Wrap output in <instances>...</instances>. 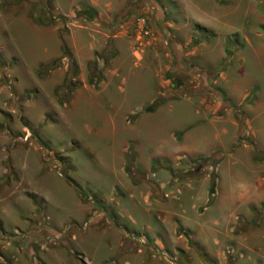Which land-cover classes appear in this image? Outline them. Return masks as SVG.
<instances>
[{"label":"rangeland","instance_id":"1","mask_svg":"<svg viewBox=\"0 0 264 264\" xmlns=\"http://www.w3.org/2000/svg\"><path fill=\"white\" fill-rule=\"evenodd\" d=\"M56 1L0 0V264H125L134 252L114 255L122 236L163 250L173 264H264V204L218 219L208 193L221 152H241L234 169L250 174L257 151L246 125L221 121L224 145L210 153L187 152L181 138L188 127L255 104L257 94L264 105V0H77L65 9ZM53 26L73 75L67 57L60 72L36 73L49 46L45 27ZM73 43L80 55L89 47L83 65ZM90 60L100 71L95 85L87 82ZM65 74L76 85L60 102L55 90ZM235 82L247 84L240 105L223 87ZM119 153L123 181L105 198L122 175L111 164ZM71 161L85 215L53 223L44 198L27 189L44 170L68 174ZM36 165L43 170L29 175ZM202 183L209 202L191 205L185 190L197 193ZM172 187L179 191L167 197ZM44 190L51 205L60 203L55 188ZM134 190L150 199L135 197L131 209ZM105 227L116 239L109 231L84 235Z\"/></svg>","mask_w":264,"mask_h":264},{"label":"crops","instance_id":"2","mask_svg":"<svg viewBox=\"0 0 264 264\" xmlns=\"http://www.w3.org/2000/svg\"><path fill=\"white\" fill-rule=\"evenodd\" d=\"M86 1L93 2V0H86ZM56 2L61 9H65L69 5L78 3L77 0H63L62 2L61 0H57ZM30 13H32L31 15H35L37 13V10L29 12V14ZM26 19H27L26 22L27 26H30L32 24V28L36 29L35 24L33 22L30 23L29 18ZM45 28L47 30L46 33H48L47 42L49 46L47 45L43 48V52H42L43 56H41L40 58V60L42 61L41 63L43 62L46 63L51 60H54L60 55L59 53L60 47L58 48L57 46L55 27L53 26V27H45ZM73 45L74 46L72 50L76 58V63L79 65H83V63H85L87 60L91 58L90 51H88L89 47H86V51L84 52V54L80 55L81 53L79 52V49L76 48L78 47L76 43H73ZM56 67L58 72H60L62 67L60 68L59 65H57ZM235 85H236L235 89H231L232 86L230 85V83H226L225 85H223V87L225 88V92L227 93V97L229 101L235 103L236 105H240L247 93L246 91L247 84H245V82L241 84H237L235 82ZM77 102H78L77 99H74L71 102V104H73V107ZM261 102H263V100L257 94V100L255 104L251 103V104L241 105L240 109H238L237 112H235L232 117L229 116L225 117L220 115L217 118L209 119L208 123H203L196 126L188 127V129L181 136L185 150L189 153L195 154V153H210L214 148L218 149L224 145L223 143L221 145V139H220L221 135L227 132L225 127L222 125L223 123L221 121L223 120L225 122H227V120L228 121L230 120L232 124L239 123L242 126L246 125V128L250 133L249 137L251 144L255 149V151H257V154L254 153L252 156V163H251L252 168L250 169V174H243L242 172H240L239 169H237V171L234 169L235 165H237L235 161L241 159L242 156L241 152H236V154H232V153L228 154L226 152H221L217 156V159H219V161L217 162L215 168L216 174H215V182L213 185V190H214L213 205L217 211L218 219L228 220L230 216L237 213V208H243V207L256 208L264 204V105L263 104L258 105L259 103L261 104ZM226 111H229V109ZM204 125L208 127L205 128L203 127ZM199 127L201 128L199 129ZM230 138L231 137H228L227 141H231L232 139ZM122 160L123 157L121 153H119L118 159L117 158L112 159V163H111L112 168L114 170L118 168V171L123 169ZM247 160L250 163L249 157H247ZM71 165H73L72 161L71 164L68 166L69 173L68 174L66 173V175H61L59 172L57 173V171L55 170L54 171L50 169L44 170V172H42V174H40L36 179L37 182L30 183L27 189L29 192H32L34 195L36 194L37 197L44 198L45 203L43 204V207L45 210L47 209L46 214L49 215L47 216V218L51 219L53 223L61 224L66 220H73L80 222L85 215L86 209L83 208L86 207L84 206L82 208L79 207L80 204H79V199L77 197V185L74 184L73 181L71 182L67 179V178L71 179L72 177V175L70 174L72 169L70 168ZM42 166L43 165H38L37 167L34 166L33 167L34 169H32L31 173L28 174L35 175V172L33 173V171L36 170L37 171L36 173L42 171L43 170ZM121 174L122 175H118L116 173L115 176L116 179L112 180V183L107 189L108 196H103V197L111 198L112 192L115 189V187L118 185L119 181H123L124 174L123 172H121ZM58 182H60V184ZM33 185L37 187L36 190H34V188L32 187ZM66 185H70L72 188H74L75 192H71V190L66 189ZM45 188H47L48 190L55 188L57 194L56 198L60 200L59 204L51 205L49 199L47 197H44L43 195ZM206 188L207 187L205 186V184L202 183L197 193L191 190L190 187L188 190H185V193L188 195V198L191 199V205H193L194 203L193 201H196V203H198L203 201L205 202L206 200H207L206 204H208L209 201L207 199ZM174 191L178 192L179 189L176 188L173 190V187L171 189H167L166 196L173 198ZM192 191L194 192V194ZM92 192L94 193L95 191L92 190ZM132 193H136L137 196H135ZM132 193L128 194V198L130 200V204H128V207H130L131 209L138 207L137 201L134 199L135 197L140 198V200L143 201L144 203L149 202L150 192H148V190L145 193L138 190H134V192ZM177 198L178 199L180 198V200L182 201L184 200V196H178ZM63 201H69V204L67 205L63 203ZM118 226H120V224ZM118 226L116 228L120 229V227ZM110 229L108 230L105 227L103 228V230L101 229L96 231H87L84 233V235L90 236L91 233H94L97 234L98 236H101V234L103 233L105 234L106 231H109L110 234L116 239L117 233H114L115 231H113L116 229L113 230ZM129 236L131 235L129 234ZM196 237L198 238V236ZM123 241L127 242V243L125 242L124 245L125 247H119L120 245H123L124 243ZM117 243L118 244L116 246V252L114 253V255H117V253L121 254L123 252H134L133 258L130 257L131 260L128 261L127 258L125 259V264H173V261H171L168 258V253L164 252L163 250H159L156 248L152 249L147 246H144L139 241L135 242L132 239L122 236V237H118Z\"/></svg>","mask_w":264,"mask_h":264},{"label":"trees","instance_id":"3","mask_svg":"<svg viewBox=\"0 0 264 264\" xmlns=\"http://www.w3.org/2000/svg\"><path fill=\"white\" fill-rule=\"evenodd\" d=\"M38 20H41L40 18H37ZM60 49H61V54L54 60H51L49 62H46L44 64H40L38 67V70L36 73L38 75H45L50 69L56 67L58 65V62L62 57H67L68 58V69L67 71L70 72L72 75L75 73L76 70V64L69 52L66 51L64 45L62 42H60ZM86 68L88 71V78L87 82L89 84L95 85L96 81L100 79V71L98 70L96 66L95 60H90L86 63ZM96 75V79H94V76ZM95 80V81H93ZM76 83L68 76V74H65L62 82L56 87L55 94L57 96L58 101H63L61 98L64 95H67L68 93L71 92V90L75 87ZM66 99V97H65ZM146 109H149V106L146 107ZM129 163V161H128ZM129 168V165H126V169ZM67 178V177H66ZM69 181L72 182L71 179L67 178ZM213 181L210 182L209 187H208V193H212L213 191Z\"/></svg>","mask_w":264,"mask_h":264}]
</instances>
